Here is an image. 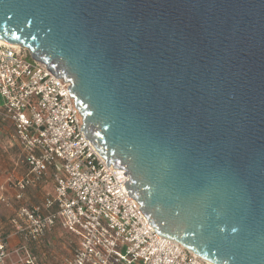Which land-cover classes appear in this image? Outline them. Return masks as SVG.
Here are the masks:
<instances>
[{"label": "water", "instance_id": "obj_1", "mask_svg": "<svg viewBox=\"0 0 264 264\" xmlns=\"http://www.w3.org/2000/svg\"><path fill=\"white\" fill-rule=\"evenodd\" d=\"M0 41L70 84L158 236L264 264V0H0Z\"/></svg>", "mask_w": 264, "mask_h": 264}, {"label": "built area", "instance_id": "obj_2", "mask_svg": "<svg viewBox=\"0 0 264 264\" xmlns=\"http://www.w3.org/2000/svg\"><path fill=\"white\" fill-rule=\"evenodd\" d=\"M68 87L28 49L0 41V122L13 127L28 168L13 183L16 199L49 171L54 185L42 206L18 210L16 231L35 241L58 223L77 242L65 264H211L154 232L129 197L125 171L107 166L85 138ZM11 255L14 264H37L28 247L10 251L0 239V264Z\"/></svg>", "mask_w": 264, "mask_h": 264}, {"label": "crops", "instance_id": "obj_3", "mask_svg": "<svg viewBox=\"0 0 264 264\" xmlns=\"http://www.w3.org/2000/svg\"><path fill=\"white\" fill-rule=\"evenodd\" d=\"M12 138L13 127L9 123L0 122V239L6 242L10 251L22 245L28 247L37 264H65L72 257L77 242L64 232L58 223L46 231L43 237L29 242L22 238L12 223L20 208L42 206L47 198L53 196L54 188L49 171L37 187L28 188L20 200L16 199L17 193L13 183L24 177L28 168L15 160L14 163L10 162L11 153L6 150L5 145L6 141ZM11 259L14 260L13 255L10 256Z\"/></svg>", "mask_w": 264, "mask_h": 264}, {"label": "rangeland", "instance_id": "obj_4", "mask_svg": "<svg viewBox=\"0 0 264 264\" xmlns=\"http://www.w3.org/2000/svg\"><path fill=\"white\" fill-rule=\"evenodd\" d=\"M9 132L11 134H13V131L11 129H9ZM16 145L17 144L14 141V138H12V139L6 141L5 148H6V150H8V152L11 153V160H10L11 163H14V160H15L16 163L23 165L20 162L21 161L20 151L18 150L19 148L17 149L18 146H16ZM14 262H15V257H14V260H12V259L7 260L6 264H14Z\"/></svg>", "mask_w": 264, "mask_h": 264}, {"label": "trees", "instance_id": "obj_5", "mask_svg": "<svg viewBox=\"0 0 264 264\" xmlns=\"http://www.w3.org/2000/svg\"><path fill=\"white\" fill-rule=\"evenodd\" d=\"M50 175H51V174H50ZM44 179H45V178H43L41 181H43ZM41 181H39L36 185L31 186V187H28V188H34V187H37V186L40 184ZM28 188H26L25 191H26ZM25 191H24V192H25ZM2 240H3V239H2ZM3 241H4V240H3ZM27 241L29 242V241H33V240L28 239Z\"/></svg>", "mask_w": 264, "mask_h": 264}]
</instances>
